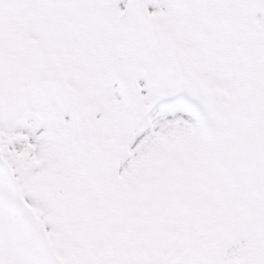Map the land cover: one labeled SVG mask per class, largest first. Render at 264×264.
I'll return each instance as SVG.
<instances>
[{"label": "snow or ice", "instance_id": "6c2138e0", "mask_svg": "<svg viewBox=\"0 0 264 264\" xmlns=\"http://www.w3.org/2000/svg\"><path fill=\"white\" fill-rule=\"evenodd\" d=\"M0 264H264V0H0Z\"/></svg>", "mask_w": 264, "mask_h": 264}]
</instances>
